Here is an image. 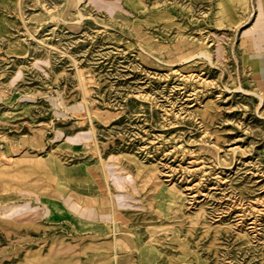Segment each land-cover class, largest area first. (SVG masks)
<instances>
[{
  "label": "rangeland",
  "instance_id": "obj_1",
  "mask_svg": "<svg viewBox=\"0 0 264 264\" xmlns=\"http://www.w3.org/2000/svg\"><path fill=\"white\" fill-rule=\"evenodd\" d=\"M254 1L0 0V264H264Z\"/></svg>",
  "mask_w": 264,
  "mask_h": 264
},
{
  "label": "crops",
  "instance_id": "obj_2",
  "mask_svg": "<svg viewBox=\"0 0 264 264\" xmlns=\"http://www.w3.org/2000/svg\"><path fill=\"white\" fill-rule=\"evenodd\" d=\"M231 2V7H235L239 0H227ZM252 23L249 28H252V35L249 33L245 35V46L240 47L245 54L249 56L250 62L248 64L254 66L264 67V0H255L252 9ZM248 29V28H247ZM243 42V39H242ZM258 51L248 52L249 50Z\"/></svg>",
  "mask_w": 264,
  "mask_h": 264
},
{
  "label": "bare ground",
  "instance_id": "obj_3",
  "mask_svg": "<svg viewBox=\"0 0 264 264\" xmlns=\"http://www.w3.org/2000/svg\"><path fill=\"white\" fill-rule=\"evenodd\" d=\"M76 3H79L81 0H75ZM202 56H204V58H206L207 60L209 59V55H207L206 53H200ZM199 55V54H198ZM194 57V56H193ZM211 63V62H210ZM257 96L258 98V107H263L264 106V97L259 95V94H254ZM263 109V108H262Z\"/></svg>",
  "mask_w": 264,
  "mask_h": 264
}]
</instances>
